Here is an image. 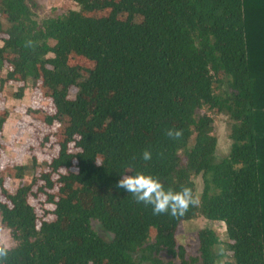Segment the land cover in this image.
<instances>
[{
    "label": "trees",
    "instance_id": "1",
    "mask_svg": "<svg viewBox=\"0 0 264 264\" xmlns=\"http://www.w3.org/2000/svg\"><path fill=\"white\" fill-rule=\"evenodd\" d=\"M75 1L38 21L25 0H0V87L16 84L18 99L39 89L53 110L30 113L60 124L45 170L35 157L13 165L8 176H32L12 192L0 178V229L15 240L0 264H219L221 243L223 264H264V0ZM214 111L230 119L219 159ZM129 170L194 197L202 174L199 203L156 215L116 187ZM40 194L50 206L39 211L30 197ZM197 216L223 222L226 239L200 229L198 255L186 257L176 228Z\"/></svg>",
    "mask_w": 264,
    "mask_h": 264
},
{
    "label": "rangeland",
    "instance_id": "2",
    "mask_svg": "<svg viewBox=\"0 0 264 264\" xmlns=\"http://www.w3.org/2000/svg\"><path fill=\"white\" fill-rule=\"evenodd\" d=\"M29 5L34 18L38 21L42 19L55 17L61 15L66 10L76 9L77 4L75 0H25ZM2 25L6 26L3 18H0ZM1 44V40H0ZM70 61L72 57H70ZM78 63L87 65L85 59L78 57ZM1 76L5 75V71L0 73ZM17 91V85L13 82H6L4 86L0 87V110L5 109L9 115L4 123L0 133V178H3L5 183L4 188L12 192L19 184H27L32 176V171L27 170L24 172L23 178H13L12 175L6 173L10 171L15 164H31L33 157L39 161V166L42 170V164H45L55 154V145H51L50 140L53 139V132L55 128L60 127V124H54L47 127L39 120L38 115H32L31 110L39 108H48L52 111V107L48 103L49 99L45 98L42 91L39 89L30 90L29 88L24 92L22 98L18 99L14 96ZM213 120V135L217 139L216 145V159L226 156L230 150L231 140L228 137V129L230 126L229 117L223 112H209ZM48 134L50 139H47L44 144L41 140L45 134ZM47 137V138H48ZM7 175V176H6ZM195 186V196L200 197L204 183L202 174L193 177ZM36 186L33 187L35 189ZM1 199L2 196H0ZM45 196L40 194L37 198H31L30 201L36 204L38 210H41L40 205L43 203L44 208H49L50 205L44 203ZM38 202V203H37ZM92 228L105 240L111 239V234L105 232L97 221L91 222ZM203 228H210L214 230L219 239L224 241L225 225L223 222L213 221L206 219L203 216H197L192 220H185L179 223L176 228L177 244L184 247L186 257H195L198 255V239L197 232ZM0 242H4L8 247L15 245V240L7 228L0 229ZM224 245L218 244L214 246V253L217 256L219 264H223L227 260L226 254L220 256L223 252ZM139 254H133L135 259H138ZM178 261L177 259H175Z\"/></svg>",
    "mask_w": 264,
    "mask_h": 264
},
{
    "label": "clouds",
    "instance_id": "3",
    "mask_svg": "<svg viewBox=\"0 0 264 264\" xmlns=\"http://www.w3.org/2000/svg\"><path fill=\"white\" fill-rule=\"evenodd\" d=\"M166 135L171 139H179L183 132L180 129L169 128L166 130ZM151 158V151L145 149L142 159L149 161ZM128 173L132 172L129 170ZM116 187L131 193L138 203L152 206L153 213L156 215L168 213L173 217H180L190 206L199 203V198L193 196L191 188L182 187L179 191L166 189L158 177L142 171L123 175ZM8 251V245L0 242V259H4Z\"/></svg>",
    "mask_w": 264,
    "mask_h": 264
}]
</instances>
